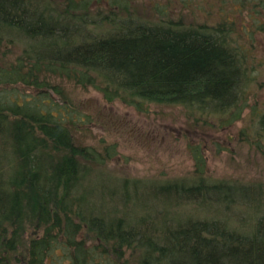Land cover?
<instances>
[{
	"label": "trees",
	"instance_id": "16d2710c",
	"mask_svg": "<svg viewBox=\"0 0 264 264\" xmlns=\"http://www.w3.org/2000/svg\"><path fill=\"white\" fill-rule=\"evenodd\" d=\"M110 18L112 27L95 34L86 14L56 10L45 0H0V49L5 40L26 44L34 81L65 72L138 107L181 104L223 116L245 98L254 77L222 24ZM18 68L0 64V83ZM45 81L21 102L0 93V264H9L7 253L35 217L43 234L31 249L41 263L60 247L71 264H127V251L136 264H264V187L203 175L88 186L91 153L74 142L67 99H55L41 87ZM10 111L19 117L11 120ZM252 115L263 138L264 108L254 107ZM174 205H194L196 212Z\"/></svg>",
	"mask_w": 264,
	"mask_h": 264
},
{
	"label": "rangeland",
	"instance_id": "374dc122",
	"mask_svg": "<svg viewBox=\"0 0 264 264\" xmlns=\"http://www.w3.org/2000/svg\"><path fill=\"white\" fill-rule=\"evenodd\" d=\"M45 1L56 10L88 15L91 21L88 28L95 34L112 27L111 16L184 26L222 24L228 31L229 42L239 48L248 74L254 77L245 98L243 96L238 106L223 116L207 115L181 104L150 102L138 107L107 97L98 85L76 83L65 72L48 71L47 76L43 73L35 82L29 78L30 62H24L26 44L5 40L1 44L0 64L6 69L19 68L10 81L0 83V93L8 95L9 103L17 99L21 102L22 97L36 96L40 89L36 84L48 79L47 85L40 86L60 102L67 99L65 103L71 111L67 125L74 142L91 153V157L85 159L91 167L86 185L95 186L98 180L117 184L122 179L144 183L191 181L203 175L209 179L264 187V137L257 134L252 115L254 107L264 108L263 0ZM71 3L74 7L69 6ZM233 112L237 113L235 119L226 123ZM6 114H10L11 120L19 117L12 112ZM100 192L95 190V194ZM174 206L176 211L196 212L194 205ZM239 208L247 218L246 209ZM38 220L35 217L27 222L20 243L7 253L9 264H71L60 247L54 258L48 256L43 263L36 261L31 242L43 234V225H39ZM84 237L87 238L86 233ZM126 257L127 264H136L135 255L130 251L126 252Z\"/></svg>",
	"mask_w": 264,
	"mask_h": 264
}]
</instances>
